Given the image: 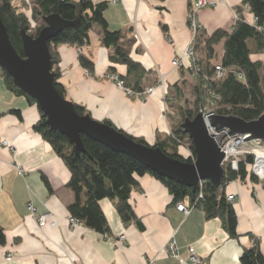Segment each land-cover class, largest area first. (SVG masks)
Wrapping results in <instances>:
<instances>
[{
  "label": "crops",
  "instance_id": "obj_1",
  "mask_svg": "<svg viewBox=\"0 0 264 264\" xmlns=\"http://www.w3.org/2000/svg\"><path fill=\"white\" fill-rule=\"evenodd\" d=\"M23 1L31 17L32 0ZM92 1H107L109 29L128 32L134 39L130 56L146 71L143 85H153L160 74L168 89L193 79L188 59L179 68L172 65L173 58L183 54L192 38L188 25L190 0ZM208 1L210 4L198 13L205 34L220 28L230 30L243 0ZM244 17L250 23L255 21L246 8ZM100 31L96 27L91 43L81 49L69 44L59 47L58 82L66 98L84 106L94 119L109 121L126 134L154 145L158 136L171 133L165 96L156 89L151 96L131 98L110 80L111 49L102 44ZM217 49L221 56L223 44ZM80 52L94 62L93 73L81 65ZM253 59L264 62V51ZM114 67L118 75L128 74L125 65ZM1 83L6 90L0 87V226L5 229L7 242L0 245V264H188L190 247L208 264H241L243 250L253 243L249 234L259 239L264 253V182L260 180H234L226 186V195L236 196L233 206L239 238L228 234L219 217L209 219L199 208H192L189 215L179 211L167 186L149 174L139 178L141 189L133 191L130 198L143 229L134 222L125 223L108 198L101 201L109 223L108 236L85 225L71 226L68 206L76 200V194L69 185L70 171L34 129L40 119L38 106L9 91L0 73ZM12 109H19L22 118L9 112ZM180 152L190 154L184 148ZM30 204L37 213H52L55 224L39 226L28 209ZM183 204L190 206L188 200ZM122 234L126 239L117 242ZM173 235L184 260L172 258L165 251Z\"/></svg>",
  "mask_w": 264,
  "mask_h": 264
},
{
  "label": "trees",
  "instance_id": "obj_2",
  "mask_svg": "<svg viewBox=\"0 0 264 264\" xmlns=\"http://www.w3.org/2000/svg\"><path fill=\"white\" fill-rule=\"evenodd\" d=\"M72 2L73 0H32V15L29 17L24 10L28 5L26 1L0 0V16L19 55L25 57L21 31L25 29L36 37L47 25L43 17L51 14H59L66 20H73L75 8ZM79 2L83 8V17L78 27H67L49 41L53 71L56 74L55 84L59 92L66 98L65 89L58 82L61 75L59 47L69 44L81 49L89 45L91 32L96 27L101 30L102 44L111 49L109 59L113 65L109 72L116 73L114 65H125L128 74L119 77L128 89L138 93L150 87L143 85L146 71L130 56L134 39L128 32L109 29L105 17L109 3L107 1L95 3L92 0ZM246 6L256 19L253 23L244 17ZM237 12V19L230 30L220 28L211 35H206L202 30L198 36L196 43L198 60L188 69L195 81V106L184 105L187 103L186 99L184 104L181 103L184 93L179 83L167 90L165 99L170 100V106L176 109L178 118L172 119L168 115L171 133L165 137L158 136L154 145L159 146L173 158L187 162L195 160L196 153L192 140L184 132L182 123L185 118L195 117L202 108L214 110L218 115H235L246 121L255 120L264 114V62L253 59L254 55L264 51V30L260 29L264 27V0H243ZM220 44H223L221 56L217 49ZM79 59L83 67L91 73L94 72L93 61L81 52ZM217 66L224 70V75L220 79L216 78ZM0 73L9 91L26 98L30 104H36L34 99L15 85L13 78L5 69L0 67ZM156 83L157 81L151 86ZM75 105L79 114L87 113L84 106L76 103ZM9 112L22 118L19 109H12ZM105 123L114 126L109 121ZM34 129L52 145L70 171L69 185L76 194V200L68 206L70 215L96 232L109 235V223L101 207V201L106 198L114 201L117 212L125 223L134 222L139 229L144 228L130 203V198L133 191L141 189L139 178L149 174L167 186L173 196V203L188 200L189 207L203 210L207 218L219 217L232 238L240 237L237 231V214L233 203L227 198L225 189L234 180L259 181L249 170V165L253 162L252 156H247L240 163L238 171L225 167L220 187L210 181H203L196 188H191L160 176L134 157L118 152L85 134H82L85 151L77 153L66 135L50 129L47 118L41 111ZM135 139L146 144L143 139ZM183 148L190 152L188 156L180 152ZM249 236L253 243L251 247L243 250L240 256L241 264H264V253L259 239L252 234ZM6 242L5 229L0 226V245H5Z\"/></svg>",
  "mask_w": 264,
  "mask_h": 264
},
{
  "label": "water",
  "instance_id": "obj_3",
  "mask_svg": "<svg viewBox=\"0 0 264 264\" xmlns=\"http://www.w3.org/2000/svg\"><path fill=\"white\" fill-rule=\"evenodd\" d=\"M75 18L66 20L59 14L44 16L47 25L34 37L25 29L21 31L25 57L15 50L7 26L0 16V67L13 78L17 87L36 101L46 116L51 130L66 135L77 153L84 152L82 134L102 142L118 152L126 153L160 176L191 188L200 182L210 181L220 187L225 175V155L208 133L202 113L185 118L182 128L192 140L196 158L181 161L167 155L159 146L137 141L124 131L94 119L89 113L79 114L73 101L65 98L55 84L49 41L67 27H78L83 8L79 1L72 2ZM209 123L217 129H228L231 134L248 135L247 140L264 142V114L246 121L235 115H214Z\"/></svg>",
  "mask_w": 264,
  "mask_h": 264
},
{
  "label": "built area",
  "instance_id": "obj_4",
  "mask_svg": "<svg viewBox=\"0 0 264 264\" xmlns=\"http://www.w3.org/2000/svg\"><path fill=\"white\" fill-rule=\"evenodd\" d=\"M191 7L188 14V25L192 31V38L184 50L182 55H177L172 60L174 67H181L186 59L189 60L190 66L193 67L198 60V53L196 50V43L198 36L202 31V25L198 20L199 11L208 6L210 3L208 0H190ZM248 10V7H245ZM256 21V19H254ZM264 30V27H260ZM224 75V70L221 66H217L216 78L220 79ZM242 77V75H240ZM108 78L116 83V85L123 89L129 97H147L151 96L156 89H161L163 95L167 93V82L163 74H160L159 80L156 85L147 87L144 91L134 93L132 90L125 86L124 81L119 77L117 73H109ZM215 104L214 102L212 103ZM204 115V119L207 123L208 133L214 138L218 146L223 151L225 158L223 160L224 167H230L234 171L239 170L240 163L246 159L247 156L253 157V162L249 165L250 172L257 177L260 181H264V142L261 140H247L248 135L231 134L228 129H217L209 123V118L216 115L214 110L202 108L200 112ZM8 146V141H3ZM19 173H22L21 168H17ZM228 200L234 202L236 196L234 194L228 195ZM28 209L31 215L37 220L39 226H45L47 224L54 225L55 221L51 219L52 213H37L34 205H28ZM177 209L183 212L185 215H189L192 207H188L183 203L177 204ZM69 221L71 226H83L84 224L69 215ZM108 236V235H107ZM126 235L122 234L119 236L117 242L125 240ZM167 255L178 260H184L181 256L180 249L178 246L177 239L173 235L165 246ZM8 260L12 259V256L7 257ZM188 264H208L201 256L196 253L193 247L189 248V255L186 259ZM71 264H80L78 262H72Z\"/></svg>",
  "mask_w": 264,
  "mask_h": 264
},
{
  "label": "rangeland",
  "instance_id": "obj_5",
  "mask_svg": "<svg viewBox=\"0 0 264 264\" xmlns=\"http://www.w3.org/2000/svg\"><path fill=\"white\" fill-rule=\"evenodd\" d=\"M219 49V48H218ZM194 84H195V81L194 79H191L190 81H186L184 83H181L180 84V87L182 88L183 90V93H184V99L182 100V104H184L185 102V99L187 100V103H185L184 105H188V106H195V99H196V96H195V91H194ZM3 91L6 90L5 86L1 83V86H0ZM167 90H168V87H167ZM166 96V95H165ZM133 98V97H132ZM166 102H167V106H166V112H167V117L169 119V116L170 118H178V114L176 112V109L175 108H172L170 106V100L166 98ZM169 115V116H168ZM257 178V177H256ZM258 179V178H257ZM259 180V179H258Z\"/></svg>",
  "mask_w": 264,
  "mask_h": 264
}]
</instances>
